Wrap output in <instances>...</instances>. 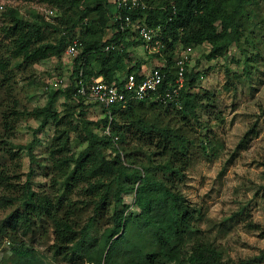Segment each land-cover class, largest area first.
I'll return each instance as SVG.
<instances>
[{"label":"trees","instance_id":"trees-1","mask_svg":"<svg viewBox=\"0 0 264 264\" xmlns=\"http://www.w3.org/2000/svg\"><path fill=\"white\" fill-rule=\"evenodd\" d=\"M40 1L54 11L55 23L33 11L29 13L30 19L23 18L14 8L0 11L5 25L4 38L12 55L20 58L17 66L28 67L50 58L59 59L71 38L68 42L66 40L77 27L78 44L76 56L71 60L69 83L57 85L47 92L43 107L31 113L38 120L31 141L25 147L16 148L24 150L29 161H33L35 134L48 122L57 126L61 120L55 112V100L61 97L74 102L78 109V123L83 125L86 135L83 139L86 145L74 158L66 156L67 134L56 129L49 152L58 156L52 161L56 171L61 173L64 190H70L79 182L85 183L84 192L95 194L96 201L92 215L76 230L68 218V209L58 214L64 205L69 204L64 194L52 202L47 196L30 191L27 182L20 199L0 192V211L19 202L0 220V241L7 237L11 239L20 229L23 234L31 231L36 221L47 219L52 225V254L67 264H114L116 258L130 264H227L214 250L201 242H193L195 232L191 222L194 210L189 209L176 190L188 166L207 158L210 144L183 133L181 127L175 129L161 124L157 119L160 114L145 120L141 111L144 106L153 109L156 105L151 102L128 100L123 108L114 104L107 111L101 110L102 118L95 122L82 117L89 106L95 104L87 103L86 95L76 93L79 88L77 82L87 89L91 80L100 78L105 84L121 88L127 75L132 74L140 80L138 63L129 67L127 63L131 51L142 45L141 41L135 37L131 27L119 30L120 21L112 20L111 0H82V3L79 0ZM139 1L145 5L144 10L120 11L118 16L122 20L128 15L131 22L136 21L154 32V38L160 41L161 47L149 56L162 60L164 82L174 80L172 58L177 45L192 48L207 44L206 60L220 57L231 47L243 53L239 43L250 25L255 27V31H260L264 42V16L259 18L248 9L252 5L257 6V0ZM0 5L3 9L4 5L1 2ZM108 29L110 37L104 40V32ZM243 42L245 44L246 39ZM105 46H113V50L105 52ZM244 61L251 59L245 57ZM198 78L201 76L197 73L184 69L180 91L182 109L176 112L184 123L186 115L194 117L195 104L205 109L207 105L201 106L198 102H208L211 97L187 93L186 88H192ZM174 109L165 106L164 111L172 113ZM8 116H4L3 122L6 130H9ZM11 116L15 117V113ZM184 123L182 126L187 128ZM89 126H100L99 132ZM102 128H107V134L101 132ZM67 130L72 131L74 127ZM144 147L152 151L144 153L141 150ZM5 179L0 173V186L5 185ZM128 192L133 195L132 203L138 210L136 215L130 212L123 214L117 209L122 203L121 194ZM110 201V227L105 228L99 237H94L90 234L92 225L107 212ZM9 264L49 263L41 261L25 245H18L11 250Z\"/></svg>","mask_w":264,"mask_h":264},{"label":"rangeland","instance_id":"rangeland-1","mask_svg":"<svg viewBox=\"0 0 264 264\" xmlns=\"http://www.w3.org/2000/svg\"><path fill=\"white\" fill-rule=\"evenodd\" d=\"M0 2L4 5L1 12L8 7L14 8L25 19H30L31 11L44 17L42 11L48 6L40 0ZM257 4L248 9L261 18L264 16V0H257ZM53 19L54 16L50 21L55 23ZM4 26L0 18V173L6 178L0 192L20 199L27 182L30 191L45 195L52 202L64 194L69 204L64 205L58 214L68 209V218L73 221L74 229L79 230L92 215L96 196L86 194L85 183L81 182L70 190H64L61 173L56 171L52 161L58 156L49 152L56 129L67 134L66 156L74 158L85 147L83 139L86 135L83 125L78 123V109L74 102L61 97L55 100V112L61 120L57 126L48 122L43 130L35 134L33 161H29L24 150L16 148L25 147L31 141L38 122L31 113L43 107L47 92L57 88L58 79L64 84L69 83L71 61L62 53L59 59L50 58L32 66L18 67L20 58H15L10 52V45L4 38ZM259 32L249 26L239 43L243 53L231 47L220 57L206 60L207 44L190 48L185 62L186 71L197 73L201 78L186 91L199 97L211 95L208 102H198L201 106L207 105L205 109L194 105V117L186 115L184 123L176 113L182 109V102L172 113H165V106L158 105L153 109L144 106L141 111L147 121L160 114L157 119L161 124L175 129L181 127L183 133L210 144L207 158L188 166L176 190L189 209L194 210L191 222L195 232L193 242H201L214 250L219 259L227 264H264V42ZM78 37L79 27L71 32L66 42ZM180 50L176 46L173 63ZM149 55L139 45L131 51L127 66L138 63L139 73L143 75L155 62L163 63ZM245 57L254 62H245ZM13 112L15 117L11 116ZM83 114V119L89 122L102 118L101 110L95 105L89 106ZM5 115H9V130L3 126ZM183 123L187 128L182 126ZM71 127L74 130L68 131ZM89 128L99 132L100 126ZM104 131L105 128H102L101 132ZM141 150L144 153L152 151L147 147ZM120 197L122 203L118 210L123 214H138L130 192ZM17 202L0 211V220L17 206ZM111 208L112 201L107 212L93 223L90 230L92 236L99 237L105 228L110 227ZM52 243L51 222L47 219L36 221L31 231L23 234L20 229L11 239L7 237L0 241V264H9L11 250L18 245H25L43 262L67 264L52 254ZM114 264L130 263L116 258Z\"/></svg>","mask_w":264,"mask_h":264},{"label":"built area","instance_id":"built-area-1","mask_svg":"<svg viewBox=\"0 0 264 264\" xmlns=\"http://www.w3.org/2000/svg\"><path fill=\"white\" fill-rule=\"evenodd\" d=\"M112 9L114 10L112 20L120 21L119 30H125L131 27L135 37L138 38L142 47L148 54H155L161 47L160 41L154 38V32L143 25H139L136 21L131 22L128 15L121 18L118 12L125 11L127 13L136 10H144L145 5L139 0H111ZM0 10L2 7L0 5ZM44 19L49 20L54 16V11L51 9H44ZM77 38H73L66 45L63 56L71 61L76 56ZM180 54L174 60L175 77L174 80L164 82V75L161 72L162 65L153 67L146 74L141 75L140 80H136L134 75L130 74L125 77L121 88L115 84H105L100 78L91 80V84L87 89H83L81 83L78 81L79 88L76 93L84 96L86 95V102L95 104L100 110L107 111L112 105L118 104L122 108L128 100L151 102L158 106H172L179 108L181 105L180 91L183 87V73L186 67L187 55L190 48H181ZM113 50V46H105L104 51ZM61 79L57 80V85H62ZM107 134V128L104 131ZM116 140V139H114Z\"/></svg>","mask_w":264,"mask_h":264},{"label":"crops","instance_id":"crops-1","mask_svg":"<svg viewBox=\"0 0 264 264\" xmlns=\"http://www.w3.org/2000/svg\"><path fill=\"white\" fill-rule=\"evenodd\" d=\"M109 37H110V30L108 29V30H105V32H104V36H103V39L106 40V39H108ZM154 61H155V60H154ZM160 65H162V64L155 62V64H154L152 67H150L148 70H146V72H143V74H146L147 72H149L153 67H155V66H160ZM141 75H142V74H141Z\"/></svg>","mask_w":264,"mask_h":264}]
</instances>
